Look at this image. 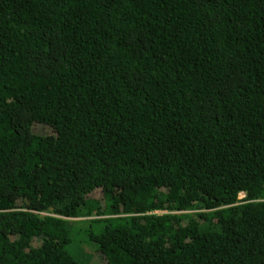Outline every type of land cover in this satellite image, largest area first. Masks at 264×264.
Returning a JSON list of instances; mask_svg holds the SVG:
<instances>
[{
	"label": "trees",
	"instance_id": "trees-1",
	"mask_svg": "<svg viewBox=\"0 0 264 264\" xmlns=\"http://www.w3.org/2000/svg\"><path fill=\"white\" fill-rule=\"evenodd\" d=\"M76 226L264 264V0H0V264H85Z\"/></svg>",
	"mask_w": 264,
	"mask_h": 264
},
{
	"label": "rangeland",
	"instance_id": "rangeland-1",
	"mask_svg": "<svg viewBox=\"0 0 264 264\" xmlns=\"http://www.w3.org/2000/svg\"><path fill=\"white\" fill-rule=\"evenodd\" d=\"M33 130L39 134H51V130L48 127L36 125ZM242 197L243 195H240V198ZM76 227V236L68 250L75 258L81 262H84L85 264H105L103 256L98 252L97 245L89 242L88 239L83 236L81 229L84 228L81 226ZM35 245L36 242H33V246Z\"/></svg>",
	"mask_w": 264,
	"mask_h": 264
}]
</instances>
